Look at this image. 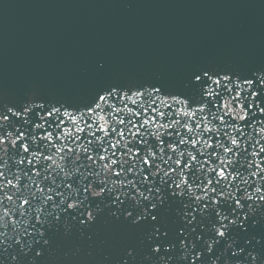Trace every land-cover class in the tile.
<instances>
[{
	"label": "water",
	"instance_id": "1",
	"mask_svg": "<svg viewBox=\"0 0 264 264\" xmlns=\"http://www.w3.org/2000/svg\"><path fill=\"white\" fill-rule=\"evenodd\" d=\"M12 123L0 264L264 260V0H0Z\"/></svg>",
	"mask_w": 264,
	"mask_h": 264
}]
</instances>
